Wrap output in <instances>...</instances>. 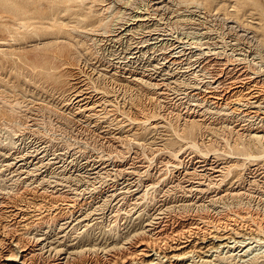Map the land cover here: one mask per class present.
Instances as JSON below:
<instances>
[{"label": "rangeland", "instance_id": "rangeland-1", "mask_svg": "<svg viewBox=\"0 0 264 264\" xmlns=\"http://www.w3.org/2000/svg\"><path fill=\"white\" fill-rule=\"evenodd\" d=\"M0 97V264L16 236L25 264L261 236L264 0H0Z\"/></svg>", "mask_w": 264, "mask_h": 264}, {"label": "bare ground", "instance_id": "bare-ground-1", "mask_svg": "<svg viewBox=\"0 0 264 264\" xmlns=\"http://www.w3.org/2000/svg\"><path fill=\"white\" fill-rule=\"evenodd\" d=\"M9 1V0H8ZM164 2V1H163ZM166 5H168V4H166ZM110 6V5H109ZM104 7V6H103ZM163 7V6H162ZM114 8V7H113ZM161 8V7H160ZM111 9V8H110ZM122 9V8H121ZM112 10V9H111ZM121 12V11H120ZM119 15V14H118ZM121 15V14H120ZM50 16L51 15H46L45 17L46 18H50ZM140 17V16H139ZM110 18V17H109ZM118 18V17H117ZM120 18V17H119ZM51 19H53V18H51ZM234 19V18H233ZM108 20V19H107ZM104 21H105V19H104ZM103 21V22H104ZM147 21V20H146ZM236 21V20H235ZM114 22V21H113ZM106 23V22H105ZM115 23H116V21H115ZM147 25V24H146ZM23 26V25H22ZM93 27V26H92ZM103 27H105L104 25H103ZM109 27V29L111 28L110 26H108ZM134 27V26H133ZM140 27V26H139ZM245 27V26H244ZM97 30V29H96ZM103 30H104V28H103ZM102 30V31H103ZM150 30V29H149ZM153 30V29H152ZM88 30H86V32H87ZM101 31V32H102ZM105 31V30H104ZM103 31V32H104ZM85 32V33H86ZM100 32V31H99ZM136 32V31H135ZM77 33V32H76ZM98 33V32H97ZM81 34H82V32H81ZM91 34V33H90ZM86 37V36H85ZM94 37V36H93ZM120 37V36H119ZM58 38V37H57ZM92 40V39H91ZM96 40V39H95ZM120 40V39H119ZM94 41V40H93ZM93 43H95V42H93ZM174 47V46H173ZM23 61V60H22ZM27 63V62H26ZM105 63V62H104ZM28 64H29V62H28ZM31 64H32V62H31ZM30 64V65H31ZM33 64H35L34 62H33ZM32 67V69H33V66H31ZM38 68V67H37ZM106 69V68H105ZM34 70V69H33ZM96 71V70H95ZM100 72V71H99ZM195 72V71H194ZM101 73V72H100ZM197 73H199V72H197ZM77 74V73H76ZM87 74V73H86ZM105 74V73H104ZM195 74V73H194ZM197 75V74H196ZM86 76V75H85ZM97 76V75H96ZM137 76V75H136ZM142 76V75H141ZM95 77V76H94ZM103 77H104V75H103ZM108 77V76H107ZM135 77V76H134ZM152 77V76H151ZM77 78V77H76ZM91 78V77H90ZM83 79V78H82ZM86 79V78H85ZM92 79H93V77H92ZM107 79V78H106ZM112 79V78H111ZM133 79H135V80H138V79H140L139 77H135V78H133ZM142 79V78H141ZM132 80V79H131ZM143 80V79H142ZM79 81V80H78ZM84 81V80H83ZM140 81V80H139ZM138 81V82H139ZM88 82V81H87ZM91 82V81H90ZM89 82V83H90ZM102 82V81H101ZM113 82V81H112ZM126 83V82H125ZM129 83V82H128ZM131 83V82H130ZM83 84V83H82ZM86 84V83H85ZM110 84V83H109ZM127 84V83H126ZM134 84V83H133ZM142 84V83H141ZM156 84V83H155ZM247 84V83H246ZM100 85V84H99ZM108 85V84H107ZM111 85V84H110ZM125 85V84H124ZM140 85V84H139ZM144 84H142V86H143ZM84 86V85H83ZM103 87V86H102ZM126 87V86H125ZM129 87V86H128ZM86 88H88V87H86ZM100 88V87H99ZM136 88V87H135ZM96 89V88H95ZM102 89V88H101ZM100 89V90H101ZM107 89V88H106ZM108 90V89H107ZM129 90H130V87H129ZM133 90V89H132ZM85 91H87V90H85ZM94 91V90H93ZM99 91V90H98ZM116 91V90H115ZM209 91H211L210 89H209ZM241 92V91H240ZM92 93V92H91ZM94 93V92H93ZM235 93H236V91H235ZM239 93V92H238ZM233 94V93H232ZM78 95V94H77ZM237 95V94H236ZM243 95V94H242ZM246 95V94H245ZM86 96V95H85ZM90 96V95H89ZM1 98V97H0ZM10 98V97H9ZM18 99V98H17ZM79 99V98H78ZM249 99V98H248ZM2 100V99H1ZM104 100V99H103ZM68 101V100H67ZM111 101V100H110ZM254 101V100H253ZM16 102V101H15ZM18 102H20V100L18 101ZM109 102V101H108ZM43 103V102H42ZM70 103V102H69ZM95 103V102H94ZM18 104H21V103H18ZM26 104V103H25ZM98 104V103H97ZM22 105V104H21ZM20 105V106H21ZM33 105V104H32ZM14 106V105H13ZM35 106V105H34ZM45 106V105H44ZM49 106V105H48ZM94 106V105H93ZM103 106V105H102ZM41 107V106H40ZM106 107V106H105ZM3 108V107H2ZM45 108V107H44ZM85 108V107H84ZM34 108H32V110H33ZM39 109V108H38ZM50 109H51V107H50ZM78 109V108H77ZM6 110V109H5ZM43 110V109H42ZM46 110V109H45ZM47 110H48V108H47ZM242 110V109H241ZM254 110V109H253ZM79 111V110H78ZM92 111V110H91ZM97 111V110H96ZM55 112V111H54ZM3 113V112H2ZM57 113V112H56ZM85 113V112H84ZM4 114H8V113H3L2 114V116L4 115ZM12 114V113H11ZM87 114V113H86ZM259 114V113H258ZM68 115V114H67ZM8 116V115H7ZM11 116V115H10ZM27 116V115H26ZM194 116V115H193ZM70 117V116H69ZM61 119V118H60ZM19 120V119H18ZM34 120H35V118H34ZM20 121V120H19ZM119 121V120H118ZM4 122V121H3ZM2 122V123H3ZM11 122V121H10ZM36 122V121H35ZM16 125H18V124H16ZM249 131V130H248ZM255 134V133H254ZM261 137H262V135H259V134H255V135H253V139L251 140V141H254L253 143H256L257 141L259 142V141H261L260 139H261ZM263 138V137H262ZM192 142V144L193 145H196V141L194 142V141H191ZM190 142V143H191ZM186 144V143H185ZM183 148V147H182ZM174 152V151H173ZM249 155V157H255L256 155L255 154H253V153H248ZM260 155V154H259ZM178 157V156H177ZM259 157V156H258ZM224 167V166H223ZM212 169H214L213 167H212ZM220 171V170H219ZM217 175V174H216ZM242 192V191H241ZM235 193V192H234ZM35 198V197H34ZM35 200V199H34ZM186 200V199H185ZM35 202V201H34ZM193 202V201H192ZM33 203V202H32ZM36 204V203H35ZM35 206V205H34ZM181 206V205H180ZM24 207V206H23ZM2 208V207H1ZM26 208V207H25ZM29 208V207H28ZM39 208V207H38ZM13 209V208H12ZM16 209V208H15ZM41 209V208H40ZM6 210V209H5ZM16 211V210H15ZM22 211V210H21ZM37 211V210H36ZM6 212V211H5ZM49 212V211H48ZM51 212V211H50ZM4 213V212H3ZM18 213V212H17ZM35 213H37V212H35ZM240 213V212H239ZM11 214V213H10ZM19 214V213H18ZM8 215V214H7ZM16 216V215H15ZM22 217H23V215H21ZM13 217H14V215H13ZM43 217V216H42ZM51 217V216H50ZM49 217V218H50ZM38 218V217H37ZM47 218V217H46ZM26 219H27V217H26ZM25 218H24V220H26ZM29 220H31V218L29 219ZM56 220V219H55ZM214 221V220H213ZM264 221V220H263ZM4 222V221H3ZM8 222V221H7ZM33 223L34 222V220H31V221H29V222H27V224H29V223ZM38 222V221H37ZM10 223V222H9ZM14 224V223H13ZM17 224V223H16ZM35 224V223H34ZM38 224V223H37ZM36 224V225H37ZM10 225V224H9ZM25 225H26V223H25ZM30 225V224H29ZM86 225V224H85ZM5 226V225H4ZM215 227H216V225H214ZM263 226V225H262ZM257 227V226H256ZM256 227H254V228H256ZM258 227H260L259 225H258ZM5 228V227H4ZM20 228H22V227H20ZM24 228V227H23ZM28 228V227H27ZM206 229V228H205ZM227 229V228H226ZM259 229V228H258ZM25 230V229H24ZM238 230V229H237ZM260 231H261V236L260 237H258V235L259 234H256V235H251V236H248V237H245V238H243V239H238V240H236V239H234V241H236V243L233 245H231L230 246V244L228 245V246H230V248L228 249V250H225L226 251V254H223L224 256H222V255H218L219 257H224V258H227L228 260H229V258H230V263L229 264H246V262H248L250 259H252V258H255V257H257V255H258V257H259V254L260 253H263L262 252V248L264 247V244H262V243H264V227H262V228H260L259 229ZM213 231V230H212ZM255 231H256V229H255ZM255 231H254V233H255ZM260 231H258V232H260ZM141 232V231H140ZM139 232V233H140ZM229 232V231H228ZM236 233H238V231H236ZM256 233H257V231H256ZM8 234V233H7ZM28 234V233H27ZM251 234H253V233H251ZM26 235V234H25ZM183 235V234H182ZM228 235V234H227ZM28 237V236H27ZM232 237V236H231ZM24 238V237H23ZM23 238L21 237V236H19V237H17L16 236V240H17V243H13V244H17V246L19 245V247L21 248V255H19L20 256V258L19 257H17L18 256V253H15L13 250H11V253H9L8 255H7V257H6V260H5V262L7 261L8 263H10V264H25L26 263V254L27 253H24V252H26V251H28V248H26V244L23 242ZM40 238V237H39ZM247 239H250V240H248L247 241ZM1 240H3L2 238L0 239V241ZM40 240V239H39ZM13 241V240H12ZM30 241V240H29ZM38 241V240H37ZM187 241V240H186ZM254 241H261V243L259 244L260 246H259V248L258 249H252V246L250 245L251 243H253ZM15 242V241H14ZM178 242V241H177ZM3 243V242H2ZM224 243H225V241H224ZM223 243V244H224ZM238 243V244H237ZM182 243H178L177 245H174L173 246V248L171 249V250H169V251H164V255L163 256H167L168 257V260H170L169 261V263L168 264H185V263H182L181 261H182V259H184L185 257H186V255H187V253L188 252H190L189 250L188 251H186V248H185V246L186 245H181ZM210 244V243H209ZM189 245V244H188ZM211 245V244H210ZM220 245H222V244H214V245H212V247H217V248H219V247H221ZM225 245H227V244H225ZM171 246V245H170ZM196 246H197V244H196V241L195 242H193L192 243V245H191V247H193V248H196ZM227 246V247H228ZM232 246L234 247V246H236V247H234V248H232ZM210 247V246H209ZM226 247V246H225ZM51 248H53V247H51ZM147 248H148V246H147ZM216 248V249H217ZM59 249V248H58ZM143 251L145 250V248H141ZM189 249H191V248H189ZM220 249V248H219ZM225 249H227V248H225ZM16 250V249H15ZM18 250V249H17ZM34 250V249H33ZM57 250V249H56ZM61 250H62V248H61ZM82 251H83V249H81ZM255 250H258L257 252H255ZM0 251H2V250H0ZM58 251V250H57ZM224 251V250H223ZM224 251V252H225ZM73 251H70V253H72ZM142 251H140L139 253H141ZM144 252H148V251H144ZM79 253H80V250H79ZM143 253V252H142ZM5 254V253H4ZM144 254V256L145 255H147V254H145V253H143ZM1 255H2V253H1ZM0 255V256H1ZM150 255V254H149ZM161 255V254H160ZM262 255V254H261ZM263 255H264V253H263ZM5 256H6V254H5ZM68 256V255H67ZM70 256V255H69ZM143 256V257H144ZM217 256V255H216ZM3 257V256H2ZM202 257V256H201ZM17 258H19V259H17ZM129 258V257H128ZM127 258V259H128ZM172 258H174V261L172 262ZM142 259H144V258H142ZM155 259L156 258H151V259H144L143 261H141V264H162V262H157V261H155ZM203 258H201V260H202ZM234 259V260H233ZM21 260V261H20ZM67 260V259H66ZM158 260H160V259H158ZM166 260V259H165ZM197 260V259H196ZM18 261H20L19 263H18ZM125 261V260H124ZM203 262H204V264H219V263H216L215 261L213 262L212 261V259H203L202 260ZM251 261V260H250ZM0 262H2V261H0ZM192 263V262H191ZM199 263H201V261L199 262ZM249 263V262H248ZM201 264H203V263H201Z\"/></svg>", "mask_w": 264, "mask_h": 264}]
</instances>
